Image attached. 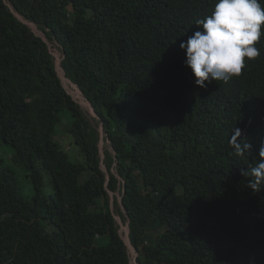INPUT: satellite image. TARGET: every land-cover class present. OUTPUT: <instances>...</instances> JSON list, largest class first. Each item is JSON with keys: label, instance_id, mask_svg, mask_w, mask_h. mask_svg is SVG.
Instances as JSON below:
<instances>
[{"label": "trees", "instance_id": "16d2710c", "mask_svg": "<svg viewBox=\"0 0 264 264\" xmlns=\"http://www.w3.org/2000/svg\"><path fill=\"white\" fill-rule=\"evenodd\" d=\"M215 3L0 0V142L40 193L43 171L53 189L26 197L0 159V264H132L111 193L138 264H264V189L242 175L264 140V35L239 77L206 88L180 48ZM30 23L61 46L96 125ZM243 142L251 152L233 156Z\"/></svg>", "mask_w": 264, "mask_h": 264}, {"label": "clouds", "instance_id": "9594fccd", "mask_svg": "<svg viewBox=\"0 0 264 264\" xmlns=\"http://www.w3.org/2000/svg\"><path fill=\"white\" fill-rule=\"evenodd\" d=\"M195 24L202 30L195 31L180 48L186 53L185 65L191 69L194 83L200 87L206 88V81L228 82L239 77L247 62L261 55L257 44L264 35V5L260 0H216L211 14ZM251 149L250 143H235L231 154L243 157ZM242 175L253 192L264 189V140L258 159Z\"/></svg>", "mask_w": 264, "mask_h": 264}, {"label": "rangeland", "instance_id": "374dc122", "mask_svg": "<svg viewBox=\"0 0 264 264\" xmlns=\"http://www.w3.org/2000/svg\"><path fill=\"white\" fill-rule=\"evenodd\" d=\"M31 27L35 32L40 35L44 36V33L38 29V27L35 24L30 23ZM49 41V40H48ZM51 47H52V53L56 59V63L59 65L63 59V51L61 49V46L56 43V41H49ZM62 74V73H61ZM63 76V74H62ZM64 78V84L66 89L74 99L81 105L85 115L89 118L91 123L93 125H96L97 119H95L96 114L91 108L90 103L85 99V97H81V91L80 89L71 83L69 79H67L65 76ZM84 96V95H83ZM68 113L64 112L63 113V121L59 124V136L58 139L62 140V144L64 146H67V144L70 141V136L68 135V122L70 121V118L68 119ZM101 135L104 136V130H102V127L100 129ZM105 137V136H104ZM104 137H102L100 141V150L105 151V149H110L112 150L111 144L108 140L105 141ZM67 144V145H66ZM70 153V156L72 158H80L78 155V147L74 144H72L71 150L68 151ZM13 154H14V147L5 143V142H0V159L3 160L6 164L7 167L11 168L14 172L15 175L18 179L19 186L21 188V192L28 198L33 199L36 195L41 194L42 200L46 202V198L51 194L53 191L51 187V182H50V176L46 173V171H43L44 174V183L43 186L41 187V193L36 189L34 181L31 179V177L28 176L27 172L25 171V168L23 166H19L14 160H13ZM84 179V178H83ZM116 194V195H115ZM111 193L110 198H111V206L113 210L115 211L116 214V219L118 224L121 227L122 235L127 238L129 228L128 226V220H124L123 217L121 216V212L119 209L115 206V199L118 193ZM120 195H118V199L120 200ZM121 205V204H120ZM122 212L125 214V211L122 209ZM120 218V219H119ZM133 264H138L137 259L135 260L134 256L132 257Z\"/></svg>", "mask_w": 264, "mask_h": 264}, {"label": "water", "instance_id": "95a60500", "mask_svg": "<svg viewBox=\"0 0 264 264\" xmlns=\"http://www.w3.org/2000/svg\"><path fill=\"white\" fill-rule=\"evenodd\" d=\"M35 31V30H34ZM44 39L45 40H47L46 39V35L44 34ZM48 41V40H47ZM50 44V43H49ZM59 65H60V63H59ZM59 65H57V68H58V70L60 71V69H59ZM60 75H61V78L63 79V83H64V78H63V76H62V74H61V72H60ZM67 79H69V78H67ZM70 80V79H69ZM73 83V82H72ZM74 84V83H73ZM65 85V84H64ZM76 85V84H75ZM81 90V89H80ZM81 92H82V90H81ZM83 93V92H82ZM86 98V97H85ZM87 99V98H86ZM88 102L90 103V105H91V108H92V110L94 111V113L96 114V116H97V113L95 112V109H94V107H93V105H92V103L88 100ZM102 130H103V127H102ZM101 147V146H100ZM101 154H102V157L103 158H105V152L104 151H102V149H101ZM103 168L106 170V167H105V164L103 163ZM107 171V170H106ZM108 177H109V175H108ZM120 219V218H119ZM128 228H129V232H128V239L125 237V236H123V238H124V240L126 241V243H127V245H128V248H129V251H130V253H131V255H132V257L134 256V258L136 259V257L138 256V251H137V249L133 246V244L131 243V239H130V226H129V222H128V226H127ZM120 232H121V234H122V231H121V229H120Z\"/></svg>", "mask_w": 264, "mask_h": 264}, {"label": "bare ground", "instance_id": "6f19581e", "mask_svg": "<svg viewBox=\"0 0 264 264\" xmlns=\"http://www.w3.org/2000/svg\"><path fill=\"white\" fill-rule=\"evenodd\" d=\"M33 24V23H32ZM57 64V63H56ZM58 65V64H57ZM59 69H60V71H59V73L60 72H62V66H61V63H60V65H59ZM64 71V70H63ZM64 76V75H63ZM81 91V90H80ZM81 97L83 98L84 96H83V93H81ZM84 99V98H83ZM127 239H128V236H127Z\"/></svg>", "mask_w": 264, "mask_h": 264}]
</instances>
